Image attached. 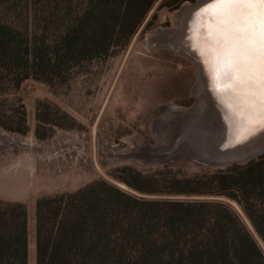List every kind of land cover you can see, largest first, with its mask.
I'll return each instance as SVG.
<instances>
[{"label": "trees", "instance_id": "trees-1", "mask_svg": "<svg viewBox=\"0 0 264 264\" xmlns=\"http://www.w3.org/2000/svg\"><path fill=\"white\" fill-rule=\"evenodd\" d=\"M157 1L69 0L52 37L0 20V88L16 89L28 77L51 84L116 53ZM183 1L160 0L158 7ZM35 118L34 133L44 138L41 129L62 127L57 119L70 115L38 101ZM0 126L27 131L20 100L10 111L0 109ZM113 176L128 189L100 178L35 200V264H264V153L187 175L164 165L122 167ZM0 264H28L23 202L0 199Z\"/></svg>", "mask_w": 264, "mask_h": 264}, {"label": "rangeland", "instance_id": "rangeland-1", "mask_svg": "<svg viewBox=\"0 0 264 264\" xmlns=\"http://www.w3.org/2000/svg\"><path fill=\"white\" fill-rule=\"evenodd\" d=\"M68 1L0 0V20L28 25L29 32L52 37L68 16ZM194 1L168 8L158 7V0L124 48L72 68L51 84L28 77L16 89L1 86V110L10 111L19 100L26 110L25 133L0 126V199L26 205L28 264H35L34 204L39 196L73 191L100 178L128 189L113 176L121 175L122 167L154 171L169 165L179 175L221 167L183 154L153 158L147 148L154 146L166 155L185 145L198 150L212 129L206 121L211 117L203 109L169 117L161 130L153 126L163 105L187 109L199 101L202 108L207 106V88H202L200 97L194 92L200 79L196 61L172 47L149 46L147 41L161 28L177 29L180 23L174 12ZM38 101H48L70 115L56 118L62 127L41 129L44 138L34 133ZM231 203L246 221L239 206Z\"/></svg>", "mask_w": 264, "mask_h": 264}, {"label": "bare ground", "instance_id": "bare-ground-1", "mask_svg": "<svg viewBox=\"0 0 264 264\" xmlns=\"http://www.w3.org/2000/svg\"><path fill=\"white\" fill-rule=\"evenodd\" d=\"M189 6H190L189 2H185L183 3L180 9L174 12L175 16L177 15V18L179 17L178 20L179 19L181 20V21L179 20V23H182L186 13L188 14V12L185 13V10ZM211 12L212 10L209 9L208 6H206L201 8L199 11H195L191 14H188L189 15L188 23H189V31H190L189 33L194 36L192 41L189 40L188 43H190L191 41L192 42L191 44H193V46H196L194 47L195 49L193 47H190L186 43L187 41L184 40L181 41L178 35L179 31L176 33L175 30L169 28H161L158 31L149 34L147 41L149 46L156 45V46L172 47L174 51L176 50L182 54L187 55L188 57L191 56L192 58L194 57L195 59L194 58L193 59L197 63L198 71L200 74L199 75L200 79L194 89V92L198 97H200L202 88L204 86L207 88V91H205L208 94L207 96L209 97L207 99V105L209 106L208 108L209 111L211 110L212 112L210 113L211 120L206 119V121L209 123L210 127L214 129L212 121L215 118L217 120L220 118L225 119L224 116L222 115V111L225 106L219 103L220 102L219 99H222L223 102L227 104L229 108L232 110V112H230V114H227L226 116L227 121L229 123L232 122L231 124L233 125V129L240 130L241 135L247 137L250 135H249V128L247 122L244 119L245 112L243 107V100L240 94L238 93V91L236 90V88L234 87L236 80V73L232 72L231 74H229L227 63L222 58L218 57L219 40H218V35L215 33L216 19L214 16H211ZM214 78L215 80H213ZM208 86L211 88L210 90L208 89ZM218 86L222 88V92L215 93L214 90ZM200 102H202L201 98H200ZM197 104L198 107L196 109L198 110L203 109V111H206V108L204 109V106L203 108L200 106L201 103H199V101ZM184 112L185 109L177 107L173 104L163 105L161 107V114L159 118L153 124L154 129L161 130L163 123L165 121L168 122V120H170L169 117H176L178 115L181 116L184 114ZM258 131L262 132V136L264 138V129H257L255 133H257ZM147 148L149 149V153L152 154V157L158 159H165L172 155L174 156V155L184 154L182 150H179V151H175L174 153H171L170 155H166L164 153H160L161 151L154 150L156 148L154 146L153 147L147 146Z\"/></svg>", "mask_w": 264, "mask_h": 264}, {"label": "snow or ice", "instance_id": "snow-or-ice-1", "mask_svg": "<svg viewBox=\"0 0 264 264\" xmlns=\"http://www.w3.org/2000/svg\"><path fill=\"white\" fill-rule=\"evenodd\" d=\"M218 57L236 73L249 135L264 129V0H211Z\"/></svg>", "mask_w": 264, "mask_h": 264}, {"label": "water", "instance_id": "water-1", "mask_svg": "<svg viewBox=\"0 0 264 264\" xmlns=\"http://www.w3.org/2000/svg\"><path fill=\"white\" fill-rule=\"evenodd\" d=\"M210 3L211 0H196L194 2H189L190 6L186 8L185 13L188 12V14H191L195 11H199L201 8L208 6V4ZM188 14L186 13L183 22L179 24V27L173 30H175L176 33L179 31L178 35L181 41H187L186 43L190 47L194 48L196 46H193V44H191V41L194 36L189 33L190 31L188 23ZM189 40H191L190 43H188ZM213 80H215V78ZM208 89L210 90L211 88L208 86ZM214 92L220 93L222 92V88L218 86L214 90ZM219 101V103L225 106L222 111V115L225 119L220 118L217 120L215 118L212 121L215 129H209V135L207 137L204 136V139L202 141L203 145L198 148V150L187 149V146L185 148H181L184 154L180 156L197 159L202 162H205L208 165H218L224 167L225 165L231 163H245L253 157L263 154L264 138L262 136V132L258 131L254 135H250L247 137L241 135V131L238 129H233V125L231 124L232 122L229 123L227 121L226 116L227 114H230L232 110L227 104L223 102L222 99H219ZM197 103L198 102L194 103L191 107L185 109L184 115L193 112L198 107ZM208 108L209 106L207 105L206 113L210 116V113L212 112L211 110L209 111Z\"/></svg>", "mask_w": 264, "mask_h": 264}]
</instances>
